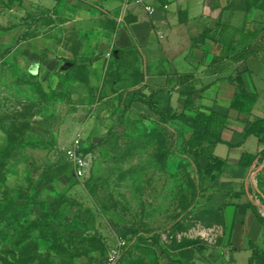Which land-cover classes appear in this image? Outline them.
<instances>
[{
	"label": "rangeland",
	"instance_id": "rangeland-1",
	"mask_svg": "<svg viewBox=\"0 0 264 264\" xmlns=\"http://www.w3.org/2000/svg\"><path fill=\"white\" fill-rule=\"evenodd\" d=\"M62 4L0 0V264H152L158 250L210 263L220 214L204 161L185 155L201 129L142 106L163 62L83 54L91 26ZM75 146L83 178L66 155Z\"/></svg>",
	"mask_w": 264,
	"mask_h": 264
},
{
	"label": "crops",
	"instance_id": "crops-1",
	"mask_svg": "<svg viewBox=\"0 0 264 264\" xmlns=\"http://www.w3.org/2000/svg\"><path fill=\"white\" fill-rule=\"evenodd\" d=\"M146 4L154 9L152 14L123 0H63L62 6L69 20L79 19L91 26L81 44L83 54L133 50L145 63L163 62L157 86L149 82L148 95H153L158 109L169 114L181 111L179 92H187L192 85L191 101L202 113L227 116L221 132L223 143L212 149L215 157L225 161L223 172L213 182L205 177L204 184L206 200L210 197L208 206L220 214L218 240L209 254L210 263L195 261L253 264L264 258V228L249 208V203L254 204L264 217V134L243 139V121L264 118V10L247 5L245 0H147ZM216 27H224L218 43L207 36ZM243 33L248 38L242 46ZM150 73L147 77L153 80ZM236 76L241 79L242 90L258 95L248 118L229 107L235 92L230 79ZM220 148L222 155L216 153ZM245 152L254 157L248 169L238 166ZM251 169L257 170L259 178L255 188L248 184ZM180 257L172 258L158 250L152 264H174Z\"/></svg>",
	"mask_w": 264,
	"mask_h": 264
},
{
	"label": "trees",
	"instance_id": "trees-1",
	"mask_svg": "<svg viewBox=\"0 0 264 264\" xmlns=\"http://www.w3.org/2000/svg\"><path fill=\"white\" fill-rule=\"evenodd\" d=\"M245 2L253 8L264 10V0H245ZM181 22H183V20H181ZM242 29H244V26ZM223 31L224 27H216L213 33L211 35L207 34V36L218 43L222 41ZM202 35L205 37V32H203ZM247 38L248 36L243 33L240 42L242 46L245 44V39ZM230 81L235 85V92L230 100V109L235 111L239 116H245L246 118L250 117L258 95L242 90V82L239 76L230 79ZM193 91L194 87L192 85H188L187 92H179V99L183 103L182 110L179 112L174 111L172 114H169L166 110L158 109L157 104L153 101V95L146 96V98L142 101V104L147 106L152 114L161 119H180L190 126L201 129L200 135L193 136L188 139L186 143L187 148L185 149V155L195 164L199 159L206 161L202 174L204 177L209 178V180L213 182L222 174L225 166V161L215 157L212 149L216 144L223 143L221 139V132L226 125L227 116L213 111L207 115L202 113L191 101ZM187 113L189 114L188 116H186ZM243 123L245 125L243 139L250 136L258 137L264 134V118H255L250 123H248V120L245 119ZM263 157L264 153L262 154V158ZM262 158L260 161H262ZM253 160V155L245 152L241 155L238 161V166L248 169ZM207 201H210V197L207 198ZM249 208L251 209L256 221L264 228V217L260 215L258 208L252 203H249ZM140 241L144 240L141 239ZM153 243L155 244V242ZM172 263L179 264V262L176 261Z\"/></svg>",
	"mask_w": 264,
	"mask_h": 264
},
{
	"label": "built area",
	"instance_id": "built-area-1",
	"mask_svg": "<svg viewBox=\"0 0 264 264\" xmlns=\"http://www.w3.org/2000/svg\"><path fill=\"white\" fill-rule=\"evenodd\" d=\"M124 4L135 5L142 7L146 12L152 14L154 9L146 4L147 0H123ZM66 155L72 163L74 174L77 178H83L87 168V159L82 153L79 152L75 146L70 150L66 151ZM103 264H116L115 256L108 258L107 262Z\"/></svg>",
	"mask_w": 264,
	"mask_h": 264
},
{
	"label": "water",
	"instance_id": "water-1",
	"mask_svg": "<svg viewBox=\"0 0 264 264\" xmlns=\"http://www.w3.org/2000/svg\"><path fill=\"white\" fill-rule=\"evenodd\" d=\"M263 166H264V161H263V164H262L261 167H263ZM252 171H253V169L250 170V172H249V176H250V175H253V172H252ZM256 172H257V170H256Z\"/></svg>",
	"mask_w": 264,
	"mask_h": 264
}]
</instances>
